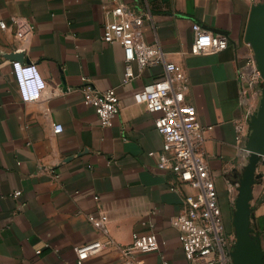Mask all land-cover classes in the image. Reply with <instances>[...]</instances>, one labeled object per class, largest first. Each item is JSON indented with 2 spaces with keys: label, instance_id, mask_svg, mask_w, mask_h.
<instances>
[{
  "label": "crops",
  "instance_id": "0c3cea01",
  "mask_svg": "<svg viewBox=\"0 0 264 264\" xmlns=\"http://www.w3.org/2000/svg\"><path fill=\"white\" fill-rule=\"evenodd\" d=\"M117 3L149 10L145 41L187 75L185 100L209 128L201 150L224 224L233 211L253 133L246 110L255 112L263 99L262 91H248L250 104L243 103L236 70L248 52L251 9L264 0H0V264H77L74 248L93 241L105 243L103 250L80 264H117L132 233L150 231L159 245L138 255L146 264L187 263L171 221L195 189L157 168L148 155L162 147L157 115L132 98L164 68L138 72L133 63L137 77L121 84L123 48L103 40L105 12ZM194 23L226 35L227 48L192 55ZM13 61L36 64L46 81L39 99H20ZM83 77L101 91L116 89L120 112L111 126L83 104ZM255 173L250 225L264 252V155Z\"/></svg>",
  "mask_w": 264,
  "mask_h": 264
},
{
  "label": "built area",
  "instance_id": "2783aa9c",
  "mask_svg": "<svg viewBox=\"0 0 264 264\" xmlns=\"http://www.w3.org/2000/svg\"><path fill=\"white\" fill-rule=\"evenodd\" d=\"M149 18L148 9L136 11L124 3H117L105 12L103 40L117 43L123 48L122 85L137 77L133 63L138 72L147 66L162 65L164 68L160 79L145 84L132 98L134 103L142 105L148 113L157 115L154 126L162 136V147L160 151L148 152L149 156L156 158L157 168L163 172H171L180 183L195 189L194 195H185L183 198L186 211L176 215L171 221L180 234L186 264H233L230 253L235 247L236 236L225 229L214 180L201 150V143L209 128L201 125L194 105L185 100L189 81L182 67L167 61L159 45L145 41L143 26ZM4 25L0 21V28H4ZM192 31V55L218 53L228 46L226 35L214 34L197 23L192 25ZM246 45L248 52L236 70L238 81L244 85L241 89L243 103H247L248 91L261 92L260 85L264 86L253 50L248 43ZM11 69L20 99L25 103L39 99L46 81L36 64L13 61ZM79 89L83 104L94 109L100 125L111 126L120 112V99L116 89L101 91L84 77ZM250 112L252 109L246 110L247 116ZM52 130L59 134L63 127L55 123ZM12 195L18 197L20 191H15ZM100 220L103 223L106 217L102 215ZM158 245L154 232H133L130 243L122 248V259L117 264H146L138 255L156 251ZM104 246L102 241H93L75 247L77 264L81 263L83 257L99 254ZM40 252V249L36 250V254Z\"/></svg>",
  "mask_w": 264,
  "mask_h": 264
},
{
  "label": "water",
  "instance_id": "95a60500",
  "mask_svg": "<svg viewBox=\"0 0 264 264\" xmlns=\"http://www.w3.org/2000/svg\"><path fill=\"white\" fill-rule=\"evenodd\" d=\"M244 40L254 53L257 67L264 80V4L251 9L244 33ZM257 117H253L252 126L255 132L249 139L248 161L244 166L237 196L234 203L232 225L236 236V244L230 253L233 264H263L264 252L261 248L259 235L250 225L251 219V190L252 185L260 174L255 173L257 165L262 162L264 155V88ZM260 127V132L256 129Z\"/></svg>",
  "mask_w": 264,
  "mask_h": 264
},
{
  "label": "rangeland",
  "instance_id": "374dc122",
  "mask_svg": "<svg viewBox=\"0 0 264 264\" xmlns=\"http://www.w3.org/2000/svg\"><path fill=\"white\" fill-rule=\"evenodd\" d=\"M260 86H262V90H263L264 86H263V85H260ZM262 90H261V91H262ZM258 110H259V108H258L255 112H250V113L248 114V115H249V118H248V119H249L251 125H252L253 117H257ZM256 130H257L258 132H260V127H258V129H256ZM252 131L255 132V129L252 128ZM233 213H234V208H233V211L229 214V217L226 218V220H225V224H224L225 229H226L227 232L230 233V234H235V232H234V227H233V225H232V217H233Z\"/></svg>",
  "mask_w": 264,
  "mask_h": 264
},
{
  "label": "bare ground",
  "instance_id": "6f19581e",
  "mask_svg": "<svg viewBox=\"0 0 264 264\" xmlns=\"http://www.w3.org/2000/svg\"><path fill=\"white\" fill-rule=\"evenodd\" d=\"M247 152H248V154H249V150H246Z\"/></svg>",
  "mask_w": 264,
  "mask_h": 264
}]
</instances>
